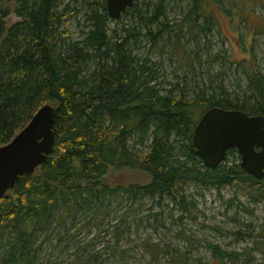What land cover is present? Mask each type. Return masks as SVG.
I'll return each mask as SVG.
<instances>
[{"label": "trees", "instance_id": "obj_1", "mask_svg": "<svg viewBox=\"0 0 264 264\" xmlns=\"http://www.w3.org/2000/svg\"><path fill=\"white\" fill-rule=\"evenodd\" d=\"M69 1L86 7L88 30L78 41L69 37L63 0H0V147L41 106H56L55 143L47 162L20 176L0 198V264H36L42 241L79 216H86L85 227L100 226L109 199L166 201L186 211L178 197L193 184L216 191L236 187L253 201H264V178L246 174L239 155L230 161L235 150L209 169L192 145L194 128L210 108L264 116V77L250 68L244 70L246 86L238 94L227 93L222 84L214 88L212 78L202 86L186 81L193 61H201L195 57L199 49L185 51L181 41L197 42L211 34L221 0L141 5L134 0L116 20L122 23L120 30L109 28L106 0ZM176 4L187 8L178 23L169 25L167 9ZM11 16L17 21L9 23ZM262 31L254 27L253 35ZM144 40L153 46L164 40L171 46L180 82L165 86L159 81L155 62L136 54ZM205 46L210 64L223 59ZM114 236L117 243V228ZM145 249L148 264H160L164 250L150 244ZM214 249L220 262L235 263L239 256ZM244 252L249 257L250 249ZM71 264L89 263L76 254Z\"/></svg>", "mask_w": 264, "mask_h": 264}, {"label": "rangeland", "instance_id": "obj_2", "mask_svg": "<svg viewBox=\"0 0 264 264\" xmlns=\"http://www.w3.org/2000/svg\"><path fill=\"white\" fill-rule=\"evenodd\" d=\"M143 1L154 0H137V3L141 5ZM220 3L211 34L206 38L200 36L197 42L181 41L185 51L199 49L195 57L201 61L200 64L193 61L194 71L187 74L186 81L189 85L202 86L212 78L214 88L222 84L233 95L246 86L245 69L264 77V32L253 35L254 27L264 30V0H221ZM62 7H66L70 20L69 37L78 41L88 30L86 7L69 0H63ZM184 10L178 4L168 7L169 25L178 23ZM16 21L15 16L9 18V23ZM121 25L116 20L109 22L110 30H120ZM205 44L212 55L219 53L223 59L210 64ZM170 47L164 40L154 46L144 40L136 53L155 62L159 81L165 82V86L180 82L176 76H181L180 65L169 52ZM243 59H247V64ZM237 156V152L231 155L230 161ZM178 199L183 200L186 211L166 201L144 200L134 204L126 199H109L100 226L85 227V215L77 217L75 222L68 221L42 241L36 264H71L76 254L89 264H148L150 254L146 244L164 250L160 264H175L176 259L187 264H264V201L257 203L246 190L236 187L216 191L193 184L187 185ZM238 231L246 235L240 237ZM255 242L260 243L259 248ZM214 248L238 253L237 261L220 262L214 256ZM246 248L250 249L249 257L244 252Z\"/></svg>", "mask_w": 264, "mask_h": 264}, {"label": "water", "instance_id": "obj_3", "mask_svg": "<svg viewBox=\"0 0 264 264\" xmlns=\"http://www.w3.org/2000/svg\"><path fill=\"white\" fill-rule=\"evenodd\" d=\"M134 0H106L111 20H118ZM56 106L45 104L29 123L0 147V198L14 188L20 176L34 173L47 162L55 143L53 125ZM192 145L203 165L215 169L229 150H235L241 169L257 180L264 178V116L213 107L197 122Z\"/></svg>", "mask_w": 264, "mask_h": 264}]
</instances>
